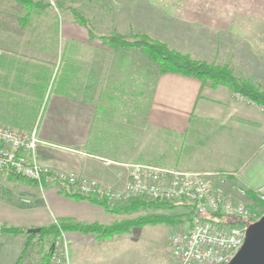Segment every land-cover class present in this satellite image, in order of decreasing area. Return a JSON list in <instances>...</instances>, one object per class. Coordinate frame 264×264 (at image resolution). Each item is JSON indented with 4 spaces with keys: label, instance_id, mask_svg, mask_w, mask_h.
<instances>
[{
    "label": "crops",
    "instance_id": "obj_1",
    "mask_svg": "<svg viewBox=\"0 0 264 264\" xmlns=\"http://www.w3.org/2000/svg\"><path fill=\"white\" fill-rule=\"evenodd\" d=\"M170 1H177V9L152 14L163 19L151 26L157 37L147 32L142 20L147 15L140 11L121 12L126 22L120 29L99 30L89 21L96 36L145 33L256 82L243 52L256 50L250 36L264 34V0ZM19 8L14 0H0V124L20 130L36 126L42 166L112 187L123 184L127 166L136 162L218 173L213 182L226 195L253 209L261 206L255 190L264 182V110L237 99L224 85L210 87L193 76L158 74L140 48L108 47L95 35L90 38L73 16L41 33L44 28L31 23L30 15L22 20L27 11L23 6L20 15ZM46 33L50 38L36 37ZM58 54L63 80L53 90L48 84L36 104L35 67L47 71L50 83ZM148 88L151 95L145 102ZM63 189L62 184L47 183L40 189L0 170V228L46 227L55 220L116 221L115 212L104 205ZM125 234L66 231L69 264H112L96 246ZM35 236L28 244L24 233L0 231V264H39L50 244L40 245Z\"/></svg>",
    "mask_w": 264,
    "mask_h": 264
},
{
    "label": "built area",
    "instance_id": "obj_2",
    "mask_svg": "<svg viewBox=\"0 0 264 264\" xmlns=\"http://www.w3.org/2000/svg\"><path fill=\"white\" fill-rule=\"evenodd\" d=\"M233 95L257 105L240 93ZM257 106L264 110V106ZM40 143L36 126L20 130L0 124V170L24 177L40 189L44 183L62 184L66 194L103 199L108 204L140 199L176 201L182 205L187 218L168 235L164 246L173 264H228L243 244L249 226L264 216V182L255 190L261 204L257 209L226 195L213 182L212 177L219 176L218 173L136 162L127 166L123 184L112 187L96 178L76 172L51 171L42 166L37 158ZM54 223L59 228V235L49 245L47 264H69L65 232L59 227V220Z\"/></svg>",
    "mask_w": 264,
    "mask_h": 264
},
{
    "label": "rangeland",
    "instance_id": "obj_3",
    "mask_svg": "<svg viewBox=\"0 0 264 264\" xmlns=\"http://www.w3.org/2000/svg\"><path fill=\"white\" fill-rule=\"evenodd\" d=\"M46 4H48L45 8L47 9V13H38L37 10H33L34 14L30 13L29 21L35 23L36 27L49 29H55L53 22H59L61 25L62 21L65 19V16H73L72 8L79 11L82 15L86 16L88 20L95 24V26L99 30L106 29H120V26H125L126 18L123 17L124 12L130 11H140L144 12L147 15V18L142 19L146 22L147 32L155 35V28H151L153 24L161 21L163 19L152 17L153 12H165L173 9H177L178 3L177 1L163 0L157 1L154 0H141L139 2L131 0H42ZM44 8V9H45ZM20 15H23L24 9L23 5H20ZM49 10V11H48ZM122 12V14H121ZM167 20V19H166ZM58 25V32H60V26ZM57 27V25H56ZM135 34H145V33H135ZM132 33L131 35H123L127 37H131L135 35ZM60 35V34H59ZM122 35V34H121ZM147 36L153 38L152 36L146 34ZM160 35H155L157 37ZM36 37L48 39L49 35L46 33L45 35L40 34ZM171 37V36H168ZM252 43H254L256 50L249 52H243L244 61H249L252 65V71H255V80L253 82L250 78H243L249 80L253 84H257L260 86L261 90L264 91V34L252 35ZM247 38V36H245ZM158 40L157 38H153ZM161 41V40H160ZM164 42V41H162ZM166 43V42H164ZM167 44V43H166ZM183 53V52H181ZM188 54V53H187ZM190 55V54H189ZM196 59V58H194ZM56 65L53 72V79H55V83L53 84L52 80V90L61 84L62 74H60V62H62L61 54L56 57ZM200 60V59H198ZM243 60V59H242ZM204 61V60H201ZM206 62V61H204ZM154 65V64H153ZM221 65V64H219ZM230 68L228 65H226ZM154 70H157V67L154 65ZM231 69V68H230ZM232 70V69H231ZM234 73V71L232 70ZM235 74V73H234ZM237 76V75H236ZM239 77V75L237 76ZM253 78V77H251ZM258 81V82H257ZM51 91V90H50ZM150 89H147L146 96L143 101H149L150 99ZM149 134V131H148ZM146 163V162H145ZM261 208V207H258ZM186 210L182 205H178L176 208L166 210V209H152L148 208L146 210H138L135 212H126L122 211V213H115L114 219L116 221L129 220L134 219L138 216L145 215L148 213H162L167 215H180L178 217L181 221H184L187 218L185 214ZM178 223H155V224H145L141 226L131 227L126 234L122 237H112V239L100 243L98 254L100 255H108V259L111 260L112 264H168L171 262V257L165 252L164 246L167 240L168 235H170L176 228ZM113 236V235H112ZM37 236H34V240ZM97 245V244H96ZM69 249V248H68ZM70 253V252H69Z\"/></svg>",
    "mask_w": 264,
    "mask_h": 264
},
{
    "label": "trees",
    "instance_id": "obj_4",
    "mask_svg": "<svg viewBox=\"0 0 264 264\" xmlns=\"http://www.w3.org/2000/svg\"><path fill=\"white\" fill-rule=\"evenodd\" d=\"M20 5H23L26 9V14L22 17V20H26L29 15V11L37 10L43 11L48 5L42 0H14ZM73 17L76 22L86 27L90 38L98 37L104 42L105 45L112 48H140L144 55L147 56L148 60L157 67L158 74L160 73H178L184 76H193L200 81L204 86L215 87L217 85L226 86L231 92L240 93L256 103L257 105L264 106V91L261 90L260 86L253 84L249 80L237 77L230 68L226 65H219L216 63H207L198 59L192 58L187 53H181L175 49L170 48L166 43L153 39L146 34H135L131 37L123 36L121 34L110 32L102 36H96L94 34V28L90 21L82 15L76 9H71ZM50 77V76H49ZM49 77L46 70L41 67H35V87H36V104L40 102V94H42L48 84L52 87L55 79L51 78L49 83ZM63 80V78H62ZM37 115V114H36ZM77 196V195H72ZM98 203L104 205L108 210L117 212H135L138 210L152 209H166L170 210L176 208L179 204L176 201H147L134 199L126 202L125 204H108L105 200L94 199ZM184 215H167L162 213H148L145 215L138 216L134 219L114 221L108 225H102L96 222L89 224H81L73 221H61L59 227L64 231L76 230L84 233H97L104 236L113 235L116 233H123L128 231L131 227L141 226L145 224L155 223H180L181 219L178 218ZM2 232L10 233H24L27 235L28 244L31 239L38 235V242L40 245L48 243L51 244L59 235V228L55 223H52L46 227H39V231L36 233L28 232V229L17 228V227H4L0 228ZM49 252L46 250L43 254L42 260L39 264H47ZM18 264L20 262L18 261Z\"/></svg>",
    "mask_w": 264,
    "mask_h": 264
},
{
    "label": "water",
    "instance_id": "obj_5",
    "mask_svg": "<svg viewBox=\"0 0 264 264\" xmlns=\"http://www.w3.org/2000/svg\"><path fill=\"white\" fill-rule=\"evenodd\" d=\"M39 227L28 228L36 233ZM228 264H264V216L251 224L244 242Z\"/></svg>",
    "mask_w": 264,
    "mask_h": 264
}]
</instances>
